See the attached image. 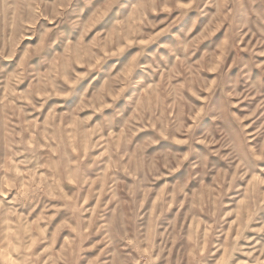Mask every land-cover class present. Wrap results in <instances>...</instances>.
<instances>
[{"label": "rangeland", "instance_id": "obj_1", "mask_svg": "<svg viewBox=\"0 0 264 264\" xmlns=\"http://www.w3.org/2000/svg\"><path fill=\"white\" fill-rule=\"evenodd\" d=\"M0 264H264V0H0Z\"/></svg>", "mask_w": 264, "mask_h": 264}]
</instances>
